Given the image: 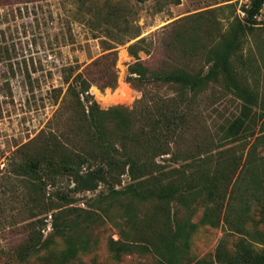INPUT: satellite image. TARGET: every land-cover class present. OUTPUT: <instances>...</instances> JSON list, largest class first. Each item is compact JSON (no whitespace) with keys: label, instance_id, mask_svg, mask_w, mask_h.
<instances>
[{"label":"rangeland","instance_id":"374dc122","mask_svg":"<svg viewBox=\"0 0 264 264\" xmlns=\"http://www.w3.org/2000/svg\"><path fill=\"white\" fill-rule=\"evenodd\" d=\"M250 3L0 0V264H260L264 5L254 24L247 20ZM116 6L130 20L122 32L99 25ZM118 32L127 41L115 48L117 83L103 90L92 85L90 93L101 110L129 119L130 127L107 122L119 157L159 164L154 175L163 183L149 177L138 192L125 190L132 180L118 169L94 181L85 168L84 179L74 171L28 175L24 165L43 153L46 136L74 153L84 148L87 134L77 126L62 70L83 69L106 53L102 40ZM231 41L228 72L210 73ZM135 64L144 76L131 73ZM176 69L205 85L184 90L148 78ZM245 106L251 114L230 136L227 129ZM167 108L186 116L178 132L167 136L164 129L156 148L136 141Z\"/></svg>","mask_w":264,"mask_h":264},{"label":"trees","instance_id":"16d2710c","mask_svg":"<svg viewBox=\"0 0 264 264\" xmlns=\"http://www.w3.org/2000/svg\"><path fill=\"white\" fill-rule=\"evenodd\" d=\"M264 5V0H251L250 7L247 9L248 21L256 23L254 16L260 12ZM119 11V6L113 7L108 13L101 18L100 24H110L114 26L119 32H122L123 28L130 26V20L124 18ZM91 19H87L89 22ZM112 22V23H110ZM116 33L110 36L111 41L102 40L104 43V53L96 60L85 65L83 69H80L79 65H67L62 70V83L68 87V95L73 98L71 105L73 115L75 116L77 126L85 128L87 137L85 138L84 148L74 153L68 148L56 145L51 142L53 137L46 136L47 143L43 153L37 156L31 157L25 165V172L39 179H43L44 176L56 177L60 175L61 171H74L77 173V178L84 179L79 172L85 168L87 170V176L89 180L102 179L105 180L107 175L114 173L115 169H118V175L128 173L132 182L125 190L137 191L139 188L144 187L145 182L149 180V177H153L154 180L159 183H163L161 176L154 175V172L160 170V165L154 163L153 167L149 165V162H143L141 158H137L134 155L120 158L122 150H120L115 142L111 139L108 130V120L115 119L116 125L122 127V124H126L130 127L129 119L126 113L119 110H101L98 107L97 102L93 99V95L90 93L92 85H96L100 89L113 88L117 83V44H123L127 40L123 38V33ZM113 34V33H112ZM138 31L130 34L128 39L139 36ZM100 36V35H99ZM96 35L95 37H99ZM234 42L231 41L226 47L220 51L217 60L210 71L213 73L218 67H222L226 72L229 70V53ZM108 51V52H107ZM131 73H137L140 77L144 76L142 65H131ZM210 76V74H209ZM149 79H156L165 82H174L180 85L184 90L193 89L196 90L205 85L206 80L198 76L192 75L185 70H165V71H153ZM32 88V82L30 83ZM63 91L62 87L52 88V92L60 93ZM260 107L262 109L261 117L262 124L260 131L262 135L258 136V139L264 138V97L261 100ZM241 116L236 117L229 125L227 131L230 136H235L239 133V130L246 124V119L251 114L249 106H245ZM111 117V118H110ZM186 116L170 108L165 110H159L158 117H151V128L149 131H145L142 135L137 136L139 142H144L146 145H150L156 148L155 141L159 140V136L163 134L164 129L167 128V136L178 132L180 126L185 122ZM57 148V149H56ZM124 153V152H123ZM43 154V155H42ZM42 174H45L43 177ZM73 174V173H71ZM79 183L77 184V189ZM138 192V191H137ZM63 215L62 212L56 215V223H52L57 228L61 223L59 218ZM59 217V218H58ZM74 248V246H72ZM260 264H264V254L258 256Z\"/></svg>","mask_w":264,"mask_h":264},{"label":"built area","instance_id":"2783aa9c","mask_svg":"<svg viewBox=\"0 0 264 264\" xmlns=\"http://www.w3.org/2000/svg\"><path fill=\"white\" fill-rule=\"evenodd\" d=\"M260 11H261V10H260ZM258 14H259V13H258ZM258 14H256V15H255V17H257V16H258Z\"/></svg>","mask_w":264,"mask_h":264}]
</instances>
